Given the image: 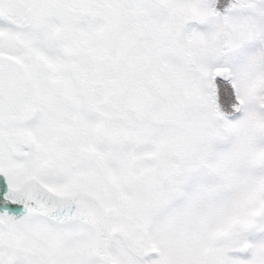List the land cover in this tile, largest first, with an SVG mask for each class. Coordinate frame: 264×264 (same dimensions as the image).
<instances>
[{
	"label": "snow or ice",
	"instance_id": "6c2138e0",
	"mask_svg": "<svg viewBox=\"0 0 264 264\" xmlns=\"http://www.w3.org/2000/svg\"><path fill=\"white\" fill-rule=\"evenodd\" d=\"M0 264H264V0H0Z\"/></svg>",
	"mask_w": 264,
	"mask_h": 264
}]
</instances>
